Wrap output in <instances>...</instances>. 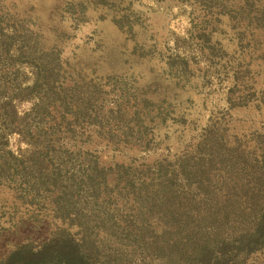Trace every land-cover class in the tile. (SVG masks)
I'll return each instance as SVG.
<instances>
[{
	"label": "rangeland",
	"instance_id": "374dc122",
	"mask_svg": "<svg viewBox=\"0 0 264 264\" xmlns=\"http://www.w3.org/2000/svg\"><path fill=\"white\" fill-rule=\"evenodd\" d=\"M263 10L264 0H218L211 7L194 0H32L30 15L41 23L45 46L73 64L54 74L52 85L68 87L78 73V94L93 86V121L79 117L54 144L67 156L61 174L71 176L86 156L96 176L101 166L119 163L141 181L155 175L156 163L207 153L211 139L225 154L238 148L253 155L264 139ZM18 75L16 81L31 82L32 67L19 65ZM34 100L12 103L22 116ZM45 116H27V127L36 130ZM7 128L0 122V253L30 232L14 226L17 218L28 225L38 214L34 238L58 225L48 201L62 187L60 180L42 185L35 199L41 211L28 212L33 176H23L4 154L24 158L31 147ZM80 191L73 189L75 208L85 202ZM112 196L107 209L123 214L128 204ZM252 256L253 264H264V247Z\"/></svg>",
	"mask_w": 264,
	"mask_h": 264
},
{
	"label": "trees",
	"instance_id": "16d2710c",
	"mask_svg": "<svg viewBox=\"0 0 264 264\" xmlns=\"http://www.w3.org/2000/svg\"><path fill=\"white\" fill-rule=\"evenodd\" d=\"M194 1L211 7L218 0ZM31 2L0 0V122L31 147L24 158L4 156L23 176H33L34 192L24 203L30 213L42 209L35 202L42 185L61 181L48 201L59 221L34 238L38 214L28 225L17 218L14 226L30 232L8 242L0 264H253L252 255L264 247V139L253 155L238 148L225 154L211 139L207 153L180 156L171 165L156 163L155 175L146 173L141 181L119 163L101 166L96 176V165L86 156L71 176L61 174L67 156L54 144L79 117L93 121V86L78 94L83 83L78 73L68 87L52 85L54 74L71 66L45 46L41 23L30 15ZM23 63L32 67L31 82L16 81ZM30 97L31 110L19 116L12 101ZM32 114L51 119L45 116L31 131L26 117ZM77 188L85 196L81 208L72 200ZM112 195L128 204L123 214L107 209Z\"/></svg>",
	"mask_w": 264,
	"mask_h": 264
}]
</instances>
